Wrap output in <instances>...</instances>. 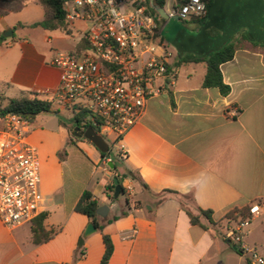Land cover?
<instances>
[{
    "label": "crops",
    "instance_id": "0c3cea01",
    "mask_svg": "<svg viewBox=\"0 0 264 264\" xmlns=\"http://www.w3.org/2000/svg\"><path fill=\"white\" fill-rule=\"evenodd\" d=\"M235 1L213 0L201 24L192 17L182 21L188 30L180 29L172 38L176 51L163 36L171 19L161 18L162 44L170 61L178 53H208L232 37L234 56L220 66L229 93L222 96L202 86L204 64L178 67L173 83L149 98L139 122L113 142L121 158L118 172H135L147 189L122 178L131 210L104 226L113 244L108 264H249L229 238L236 224L223 218L233 208L264 200V45L244 40L238 31L245 27L227 35ZM174 2L170 0L172 8ZM149 6L158 7L154 0ZM43 18V8L33 1L0 17V36L12 32L0 41L4 93H35L50 100L56 89L59 72L52 59L58 51H75L81 37L76 44L68 41L77 33L74 23L72 36L32 27ZM28 141L39 159L44 225L55 234L35 246L29 225L9 230L0 222V264H99L101 234L96 231L81 241L90 222L74 208L89 191L109 207L107 216L126 210L124 198L109 201L106 195L115 178L107 159L84 138L70 140L62 125L60 131L33 129L31 121ZM197 208L211 210L221 224L207 225L206 230L191 225L184 209L195 214ZM241 245L264 256V212L253 215L243 228Z\"/></svg>",
    "mask_w": 264,
    "mask_h": 264
},
{
    "label": "built area",
    "instance_id": "2783aa9c",
    "mask_svg": "<svg viewBox=\"0 0 264 264\" xmlns=\"http://www.w3.org/2000/svg\"><path fill=\"white\" fill-rule=\"evenodd\" d=\"M65 10L69 24H83L85 48L55 53L51 64L59 78L50 101L85 111L80 126L121 138L139 122L146 101L175 79L177 68L160 41L161 18L149 0H71ZM167 13L170 19L202 17L205 0H186ZM30 126L21 115L0 112V222L9 230L29 225L41 213L39 159L28 141ZM249 211L252 216L264 212V201L252 203ZM248 223L236 224L229 238L249 264H264L258 251L241 245Z\"/></svg>",
    "mask_w": 264,
    "mask_h": 264
},
{
    "label": "trees",
    "instance_id": "16d2710c",
    "mask_svg": "<svg viewBox=\"0 0 264 264\" xmlns=\"http://www.w3.org/2000/svg\"><path fill=\"white\" fill-rule=\"evenodd\" d=\"M35 2L39 4L44 10V18L41 22L35 23L32 27H41L44 30L54 31L59 30L67 36L73 35V30L70 24L66 20V10L65 6L71 0H0V17H4L10 13H17L21 11L29 2ZM166 0H154V2L158 5V7H164ZM186 2V0H175L173 4V8L178 10L181 6ZM214 2L213 0H205V14L212 8ZM152 11L151 9H149ZM204 14V15H205ZM192 17L193 22L201 24L203 22V17ZM238 32L242 34V38L248 42H250L253 46L264 45V41H258L251 38L249 31L247 28H241ZM4 37L0 36V41L3 40ZM162 42V37L160 38ZM85 48V41L80 39L78 46L76 48V52H80ZM235 48L232 43V37L219 48L210 51L208 53L202 54H193V53H178V57L174 61H170V65L172 67L178 68L186 64H204L206 68V73L203 79L202 86L204 88H215L219 91L220 95L226 96L229 93V86L223 82L222 75L220 72V66L230 61L234 56ZM72 117L70 119L69 124H65L60 120V125L67 128L70 136V140L78 138L75 137L74 128L78 127L82 130L88 128V126H80V121L85 116L86 112L81 111L79 113H75L72 109ZM0 112H10L17 115H21L26 119L32 121L36 115L41 113H55L53 110V103L50 100L41 98L38 94L28 93L27 95H21L15 98H9L5 96L4 90L0 89ZM121 138L115 139L114 142L119 141ZM102 158H105V155L101 154ZM110 159L114 165L112 172L115 174V178L117 179H127L129 178L134 183H137L141 186L142 189H147V186L141 181L138 174L135 172H131L126 169L124 172H118V165L121 161L119 155L112 156L110 155ZM114 178V179H115ZM120 188V196H123L126 210L121 211L118 216H106L100 217L96 214V210L101 206L99 201L93 197V195L89 191H84L74 210L76 213L83 215L87 218V220L93 224L96 228V231L101 234V238L104 245V252L101 257L99 264H108V261L113 252V244L109 235L103 233L104 226L106 224H110L120 217L126 216L130 208V199L128 198L126 188L122 185V181L119 182ZM113 191L114 184L111 183L105 189L106 195L109 201L113 200ZM168 192V191H167ZM119 197L114 200L117 201ZM162 199H159L158 202H161ZM264 200H257L255 202L261 203ZM182 206V205H181ZM250 206H245L242 208H233L228 211L224 220L229 222H233L234 224H241L245 221H250L252 219V215L249 211ZM185 213L189 218V222L191 225H196L201 227L202 229H207V225L216 226L220 225L222 219L214 220L213 212L211 210H203L201 208L196 209V213L193 214L189 210L184 209ZM47 217V213H40L36 218H34L30 224V241L33 245L38 246L50 241L55 232L53 230H47L44 225V221ZM206 223H204V222ZM238 253H242L239 250H236Z\"/></svg>",
    "mask_w": 264,
    "mask_h": 264
},
{
    "label": "water",
    "instance_id": "95a60500",
    "mask_svg": "<svg viewBox=\"0 0 264 264\" xmlns=\"http://www.w3.org/2000/svg\"><path fill=\"white\" fill-rule=\"evenodd\" d=\"M235 2L237 7L235 8V15L233 16L234 22L231 27L227 29V35L232 34L239 27H245L248 29L251 38L258 41H264V0H236ZM170 8V0H167V4L162 8L153 6L155 12L163 20H170L167 13ZM172 19L179 20L177 17H173ZM11 33V30H8V32L3 33V37L7 38L9 35H11ZM74 132L76 138H84L85 140L89 141L101 154L105 155V158L107 159V166L113 169L114 165L110 160L109 145L101 135H99L91 127H88L85 130L75 127ZM120 181H122V178H115L113 180V201L116 200L120 195ZM108 212L109 207L106 205L100 206L96 210V214L100 217H106ZM95 232L96 228L93 226V224L88 223L83 232L81 241L83 238Z\"/></svg>",
    "mask_w": 264,
    "mask_h": 264
},
{
    "label": "rangeland",
    "instance_id": "374dc122",
    "mask_svg": "<svg viewBox=\"0 0 264 264\" xmlns=\"http://www.w3.org/2000/svg\"><path fill=\"white\" fill-rule=\"evenodd\" d=\"M184 20H175L171 19L170 22L168 23L167 29L164 31L163 36L164 40L169 43V47L172 51H176V47L172 44V38L175 36V34L180 30V29H187V24L182 22ZM74 24L72 25L73 29L77 31L75 34L74 38H70L68 41L71 42L72 44H76L78 39L80 38L81 34L83 32V24L80 22H73ZM165 37V35H167ZM186 66H183L182 70L186 69ZM198 73L202 71L201 67H197ZM0 89H3L2 86H0ZM6 97L9 98H15L19 97L20 95L17 96V94L13 93L12 91L6 90L5 93ZM53 110L55 113H41L39 115H36L34 117L33 121V129L36 128H44L48 130H55V131H60V120L64 122L65 124H69L70 119L72 117V113L69 108L60 105L57 102H53ZM102 138L107 142L109 145V152L112 156H115L118 153V146L113 143L116 135L113 133L109 132H103L101 133ZM120 199H123V196H120ZM229 225H232L231 223ZM27 228V227H26Z\"/></svg>",
    "mask_w": 264,
    "mask_h": 264
}]
</instances>
